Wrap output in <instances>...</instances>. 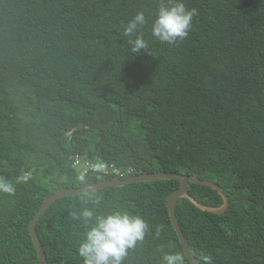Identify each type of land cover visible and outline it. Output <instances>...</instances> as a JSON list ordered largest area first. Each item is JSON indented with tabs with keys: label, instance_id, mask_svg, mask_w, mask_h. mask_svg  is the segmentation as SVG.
<instances>
[{
	"label": "trees",
	"instance_id": "1",
	"mask_svg": "<svg viewBox=\"0 0 264 264\" xmlns=\"http://www.w3.org/2000/svg\"><path fill=\"white\" fill-rule=\"evenodd\" d=\"M184 3L192 26L168 44L152 35L168 0H0V175L16 189L0 194V264H40L28 224L45 197L111 178L78 177L74 155L217 184L222 212L200 207L223 198L195 182L175 205L197 264H264V0ZM137 12L147 48L133 53L123 27ZM178 185L154 178L57 198L35 224L47 264L84 260L86 229L71 219L83 208L148 222L123 264H162L166 252L190 264L166 205Z\"/></svg>",
	"mask_w": 264,
	"mask_h": 264
},
{
	"label": "clouds",
	"instance_id": "2",
	"mask_svg": "<svg viewBox=\"0 0 264 264\" xmlns=\"http://www.w3.org/2000/svg\"><path fill=\"white\" fill-rule=\"evenodd\" d=\"M195 14L196 9L186 8L184 0H168V6L162 4L158 9L152 25V35L162 43L172 44L177 39L182 40L188 35ZM145 23L144 13L137 12L123 27V35L128 38L133 53L147 48V42L139 34ZM99 167L102 168L103 165ZM30 175L23 173L18 180L27 181ZM15 190V184L0 175V194L13 195ZM99 203L100 197H96L95 205ZM71 219L81 221L86 229L77 249L85 264H109L110 261L111 264H123L128 250L143 241L149 231V224L143 217L127 211L97 215L93 209L83 208L73 210ZM203 259L204 264H211V257L205 256ZM162 264H184L183 254L166 252L162 257Z\"/></svg>",
	"mask_w": 264,
	"mask_h": 264
},
{
	"label": "water",
	"instance_id": "3",
	"mask_svg": "<svg viewBox=\"0 0 264 264\" xmlns=\"http://www.w3.org/2000/svg\"><path fill=\"white\" fill-rule=\"evenodd\" d=\"M154 178H163V179H177L179 181V185L177 188L171 190L167 196H166V205L168 209V214L170 217V221L172 224V227L178 237V240L181 244V247L183 249V253L190 264H197L195 257L193 256L187 241L185 240L183 233L178 225V221L175 215V205L177 203V200L181 197H188L190 200V196L187 194V183L188 182H195V183H201L211 186L212 188L216 189L218 193L223 198V204L219 208H205V206H200L201 208L208 209L212 212H222L224 208L227 205V198L226 195L222 193L221 188L214 183H211L207 180H199L193 175H183L177 172H165V171H153V172H141V173H134L131 175H128L124 178H105L100 181L86 184L80 187H60L56 189L54 192L49 194L47 197H45L40 204L37 211L32 216L29 224H28V231L29 235L32 239V242L36 248L37 256L39 259L40 264H47L45 254L43 252V249L41 247V244L39 242V238L35 232V224L39 217L42 215V213L46 210L48 205H50L54 200H56L59 197L65 196V195H73V194H79V193H87L91 192L97 189H101L106 186H121L130 182L135 181H147ZM76 264H85L84 260H81L80 262ZM111 264V261L109 262Z\"/></svg>",
	"mask_w": 264,
	"mask_h": 264
},
{
	"label": "built area",
	"instance_id": "4",
	"mask_svg": "<svg viewBox=\"0 0 264 264\" xmlns=\"http://www.w3.org/2000/svg\"><path fill=\"white\" fill-rule=\"evenodd\" d=\"M72 165L76 167L78 173V177L84 176L89 171L92 172H100L106 176H110L111 178H123L127 175H130L132 170L130 168L125 169L124 171L116 168L113 165H107L104 162H92L88 159L84 158V155H74ZM99 165H103V167H99Z\"/></svg>",
	"mask_w": 264,
	"mask_h": 264
}]
</instances>
